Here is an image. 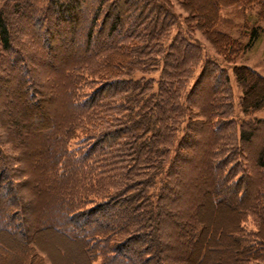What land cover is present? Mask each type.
I'll list each match as a JSON object with an SVG mask.
<instances>
[{"label":"trees","instance_id":"1","mask_svg":"<svg viewBox=\"0 0 264 264\" xmlns=\"http://www.w3.org/2000/svg\"><path fill=\"white\" fill-rule=\"evenodd\" d=\"M152 1L158 7L146 11ZM175 1L189 33H201L228 62L264 23V0ZM232 7L243 18L237 39L220 29L221 11ZM39 9L0 7V264H55L39 242L47 235L74 245L72 257L81 255L83 264H264V121L263 134L257 125L241 129L240 142L263 141L255 173L247 178L239 170L235 179L237 163L234 174L225 168L232 157H218L231 125L219 111L218 78L207 82V104L197 112L190 101L196 92L184 93L202 67L197 41L175 37L156 91L153 80L131 78L157 68L172 24L169 0H52ZM9 14L32 30L26 56L12 45ZM233 74L243 88V114L262 110L264 77L246 65ZM231 146L227 156L241 158L240 146ZM163 175L168 180L153 203L147 187ZM187 189L188 202L180 198ZM211 205L226 214L220 228L210 221L217 216ZM249 218L252 232L244 227ZM62 264L78 263L68 257Z\"/></svg>","mask_w":264,"mask_h":264},{"label":"rangeland","instance_id":"2","mask_svg":"<svg viewBox=\"0 0 264 264\" xmlns=\"http://www.w3.org/2000/svg\"><path fill=\"white\" fill-rule=\"evenodd\" d=\"M50 1L52 0H0V7L3 5L5 9H7L10 13H14L16 12L15 10L16 8H20V10L25 11V13L29 12L30 14H34L38 12L37 10L39 11L41 10L39 8H42V7L46 8V6L49 5ZM54 1L60 2L64 0H54ZM169 2L172 5V9L167 17H169L172 24L171 26L168 27L167 31H169L170 33L167 36V38L163 41L161 49L159 51L157 62H156L157 68H155L154 70H151V72L145 71L146 74H143L141 71H135L133 72V74H131V78L133 80H142V79L153 80L152 86H153V89L156 91L159 87L158 81L161 79L160 75H162V70H161V68L163 67L162 59L164 56H168L170 52V47L175 37L180 36V37L188 38L189 36L191 37L193 41H197V43L200 46V55L202 57L203 63H202L201 68L196 67L195 70L192 71L191 76H190L191 78H189L186 84L184 85L186 89L184 90L185 91L184 93L188 94L189 92H191V90H193V92H196L193 95V97H191L190 101H192L193 103L195 102L194 112H197V110L199 109L202 103L207 104V98H206V94H208L206 93L207 92V82L209 81L211 84V82H215L214 78H218L220 87L222 89V91L219 92L218 97H217V100L220 104L219 111L224 110L225 114L228 116L227 118H229V120L231 121V125L228 126L226 130L223 131V134H224L223 140H224L225 147L219 153L220 155L218 157L220 159L223 157H230V158L232 157L230 159V161L232 162V165L230 164V166L228 165L225 168L229 169V167L233 166L234 163L235 165L237 163V173H239L238 171L240 170L246 175L247 178H250V176L253 175L256 170V165L254 162L256 155L254 153L261 146L263 139L260 138V136H258L257 138H254V140L250 144L240 142V139H239L240 131L241 129H246V130L250 129L249 126L251 125L252 126L257 125L258 132H261L263 134V129H262L263 123L261 124V122L264 121V108L260 110L259 112L251 113L248 116H245L243 114V111H242L243 88L236 83L233 70L234 68L240 65H246L264 77V23L259 22L258 24L260 27L259 35H258V38L255 41H253L251 46L244 53H242L238 58H236L235 60L233 59V62H228L222 56H219L217 54L214 48L205 40V38L201 35V33H199L198 31L192 32L191 34L189 33L187 26L184 23L187 14L178 5L177 1L169 0ZM90 4L95 5L92 3ZM22 7H24L25 10L21 9ZM144 7L146 8V11L154 10V7L157 8L158 4L152 1L150 3L145 4ZM247 13H248L247 18L249 21L248 24L251 25V23H253L256 19L254 18L251 12L248 11ZM40 14H42V12ZM9 17H10L9 19L10 22L14 20L12 29H11V34H12L11 37L13 40L12 45L14 48H18L22 50L23 53L25 54L24 56H26L27 51L31 49L32 47L30 43L33 40H29V36L32 30L31 29L28 30L29 25L26 23L25 19L22 18V20H20L19 19L20 17L18 18L17 14H9ZM221 17L222 19H221L220 29L223 30L224 32H228L234 39L239 38V34L243 32L241 29L243 18H242V14L240 13V11H238L237 13V7H232V8H227V9L222 10ZM99 22L100 20L98 21V25H99ZM242 41L245 42L246 40H242ZM39 46L41 47V43H39ZM32 49H35V48H32ZM46 69L47 67L46 65H44V70ZM202 71H205L204 79L201 82L202 86H198L195 88L196 86L195 83L199 79V75ZM53 75H57L58 77H60V81L62 80L61 78L62 75L59 72H56V74H53ZM47 76L49 77L51 75L48 74ZM225 77H227V80L225 79ZM55 79L56 78H54V82H56ZM87 83H89L88 80H87ZM97 84H99V82L93 83V86H96ZM204 85H205L204 87L205 91L202 90V87ZM182 97L183 96H181V101H184ZM187 121H188V117H185L184 120L179 124L180 126L179 133L181 132V129L183 130V128L186 127ZM182 134L183 133L178 134L177 137L182 136ZM231 145L240 146V150L243 152V156H241V158L236 153L232 156H227L228 155L227 152H229L231 148H234ZM5 149L7 150V153L12 154L11 150L7 149L6 147ZM197 154H198L197 155L198 157L202 158V152L198 151ZM196 162L197 161L192 162L191 168H195ZM20 165L23 166L22 163ZM15 166H18V164ZM166 166L169 167V161ZM172 166L173 165H170V168ZM185 167L187 166L185 165ZM180 168L179 170L177 169V172L180 171ZM192 170L188 171V175H191L189 177L196 178L197 170L195 169L193 171ZM235 170L236 169L233 166L232 172L234 174H235ZM164 175L162 176V178H160V180L156 178L155 183L152 187H147L148 188L147 191H149L148 193H152L155 195V198L152 200L153 203L156 201L157 193L162 192L164 188L163 185L168 180V178L164 179ZM239 177H240V173L235 176V179L236 178L239 179ZM252 178L255 179L254 177ZM15 179H18L21 181L20 177H15ZM249 187H250V184H249ZM192 191H190V193H189V189H187L186 191H182L181 192L182 194L180 196V198L182 197L181 200L184 199L187 202L188 200H193ZM33 209L34 208L32 207L31 211H33ZM211 210L217 211V216L210 217V221L211 223H214L220 228L225 223V221L223 220V216L225 217L226 214L223 213V210H221L220 212L219 209H216L213 205H211ZM244 227L246 229L245 230L246 232L247 231L252 232L255 229L253 219L249 218L248 220H246L244 223ZM40 240L41 241L39 242L42 245V247L48 250L52 254L55 264H62V260L68 257H70L73 261L77 262L78 264H83L81 255L80 257L79 256L72 257V255H75L74 254L75 250L77 251L74 245L68 244L61 238L57 236H53V235H47L45 237H41ZM57 244L58 246L60 245L65 249L66 257H61L59 255V251L56 249ZM220 247H223V243L222 244H211L206 249V251L208 253L209 249L219 250Z\"/></svg>","mask_w":264,"mask_h":264}]
</instances>
